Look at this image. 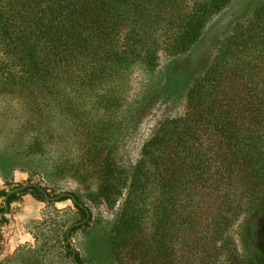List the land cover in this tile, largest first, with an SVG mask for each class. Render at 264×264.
I'll use <instances>...</instances> for the list:
<instances>
[{"label": "trees", "instance_id": "obj_1", "mask_svg": "<svg viewBox=\"0 0 264 264\" xmlns=\"http://www.w3.org/2000/svg\"><path fill=\"white\" fill-rule=\"evenodd\" d=\"M233 1L0 0L1 84L95 89L137 64L154 73L160 50L188 51ZM117 94L115 85L118 105ZM91 139L99 198L114 206L126 192L118 254L176 264L180 243L200 264H264V8L235 26L189 91L185 114L160 125L130 173ZM243 216L241 253L231 229ZM72 261L81 264L77 254Z\"/></svg>", "mask_w": 264, "mask_h": 264}, {"label": "rangeland", "instance_id": "obj_2", "mask_svg": "<svg viewBox=\"0 0 264 264\" xmlns=\"http://www.w3.org/2000/svg\"><path fill=\"white\" fill-rule=\"evenodd\" d=\"M261 8L264 0H234L210 20L188 51L169 55L160 50L154 73L137 64L95 89L60 80L32 89L20 83L4 86L7 64L0 45V185L33 181L53 197L71 193L90 215L67 240L69 228L86 219L77 206L69 199L47 201L39 194L25 193L12 206L8 222L0 226V264H74L76 254L81 264H136L133 255L115 250V226L126 192L114 206L99 198L95 168L101 164L88 144L92 137L103 142L101 157L113 152L130 173L160 125L185 114L189 91L235 26L252 19ZM114 84L121 100L118 105L110 99ZM152 198L147 201L155 203ZM247 220L243 216L231 229L241 253L245 252L242 230ZM18 234L24 240L12 246ZM185 246L177 245L182 258L176 264H200Z\"/></svg>", "mask_w": 264, "mask_h": 264}, {"label": "flooded vegetation", "instance_id": "obj_3", "mask_svg": "<svg viewBox=\"0 0 264 264\" xmlns=\"http://www.w3.org/2000/svg\"><path fill=\"white\" fill-rule=\"evenodd\" d=\"M43 190L47 192L50 198H54L46 188H44L40 184H37L33 181H29L26 183H14V184L8 183V182L6 183L2 181L0 185V226H3L8 222L9 215L12 213V206L14 204H17L22 198V196H24L25 193L29 192L31 195L39 194L43 196L45 200L48 201L47 197L43 193ZM63 199H69L72 201V198L70 197H64L60 200H63ZM32 213L34 214L35 212L32 211L31 213H28L26 217H31ZM71 233H72V230L70 234ZM66 238L67 240L69 239L67 235H66Z\"/></svg>", "mask_w": 264, "mask_h": 264}, {"label": "water", "instance_id": "obj_4", "mask_svg": "<svg viewBox=\"0 0 264 264\" xmlns=\"http://www.w3.org/2000/svg\"><path fill=\"white\" fill-rule=\"evenodd\" d=\"M43 193H44L45 196L47 197L48 201H56V200H60V199H62V198H64V197H70V198H72V201H73L74 204H76L80 209H82V210H84V211L86 212V214H87V215H86V219H85L83 222L77 223V224H75V225H73L72 227L69 228V230H68V232H67V236H68V237H69L70 232H71V230H72L73 228L78 227V226H80V225H83V224H85V223L88 221V219H89V217H90V215H89V213H88V210L86 209V207H85L84 205H82V204L76 199V197H75L73 194H71V193H63V194L58 195V196H56V197H54V198H50V197L48 196V194H47L46 191L43 190Z\"/></svg>", "mask_w": 264, "mask_h": 264}, {"label": "bare ground", "instance_id": "obj_5", "mask_svg": "<svg viewBox=\"0 0 264 264\" xmlns=\"http://www.w3.org/2000/svg\"><path fill=\"white\" fill-rule=\"evenodd\" d=\"M22 240H24V237L18 234L17 238L14 241H12V246H16V244L21 242Z\"/></svg>", "mask_w": 264, "mask_h": 264}]
</instances>
